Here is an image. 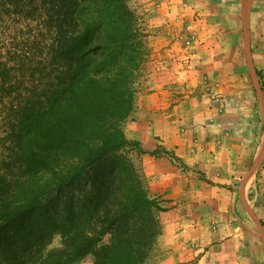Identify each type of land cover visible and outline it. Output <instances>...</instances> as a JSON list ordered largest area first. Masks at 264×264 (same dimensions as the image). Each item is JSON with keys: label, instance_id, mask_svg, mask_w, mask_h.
<instances>
[{"label": "trees", "instance_id": "16d2710c", "mask_svg": "<svg viewBox=\"0 0 264 264\" xmlns=\"http://www.w3.org/2000/svg\"><path fill=\"white\" fill-rule=\"evenodd\" d=\"M148 55L127 0H0V264H144L163 207L122 125Z\"/></svg>", "mask_w": 264, "mask_h": 264}, {"label": "rangeland", "instance_id": "374dc122", "mask_svg": "<svg viewBox=\"0 0 264 264\" xmlns=\"http://www.w3.org/2000/svg\"><path fill=\"white\" fill-rule=\"evenodd\" d=\"M127 1L149 55L122 127L163 207L144 264L264 261V0ZM157 88L165 97L152 107ZM60 245L55 235L50 248Z\"/></svg>", "mask_w": 264, "mask_h": 264}, {"label": "crops", "instance_id": "0c3cea01", "mask_svg": "<svg viewBox=\"0 0 264 264\" xmlns=\"http://www.w3.org/2000/svg\"><path fill=\"white\" fill-rule=\"evenodd\" d=\"M161 97H165L164 93L162 91H160V89L157 88V91H154L151 94H149L147 98H148L149 101H152V107H154V106H159L160 103H163L161 101V99H162ZM163 139H164V141H162V143L164 145H169L170 147H173V145L170 144L171 141H168L166 137L163 138ZM151 145H152V147L153 146L155 147L154 143H152ZM173 149L175 150V154H178L181 158L185 157V153L181 152V147L180 146H177V147L174 146ZM160 160L161 159H159V160L158 159L157 160L154 159V161H153V165L154 166L158 165L157 166V176H155V178H157V180H159V182H166V177H165V175L163 173L164 169L159 168V166L162 165V162ZM262 248H263V251H264V245L263 244H262ZM195 264H199V263H195ZM233 264H264V261L260 260V259H257V258H255V259L243 258V257H241L238 254L237 257L235 255V257L233 259Z\"/></svg>", "mask_w": 264, "mask_h": 264}]
</instances>
